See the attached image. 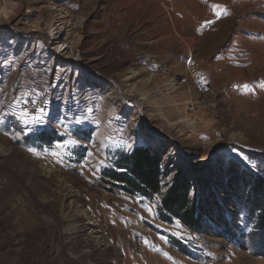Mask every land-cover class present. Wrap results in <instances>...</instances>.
<instances>
[{
  "label": "rangeland",
  "instance_id": "374dc122",
  "mask_svg": "<svg viewBox=\"0 0 264 264\" xmlns=\"http://www.w3.org/2000/svg\"><path fill=\"white\" fill-rule=\"evenodd\" d=\"M138 146L150 198L105 178ZM258 179L264 0H0V264H264Z\"/></svg>",
  "mask_w": 264,
  "mask_h": 264
},
{
  "label": "trees",
  "instance_id": "16d2710c",
  "mask_svg": "<svg viewBox=\"0 0 264 264\" xmlns=\"http://www.w3.org/2000/svg\"><path fill=\"white\" fill-rule=\"evenodd\" d=\"M161 169L157 156L144 147H135L131 153L120 154L115 165L105 172V178L128 194L150 198L159 195ZM185 182H175L161 197L159 212L167 219L179 220L186 226L198 227L197 206L188 198ZM253 193L264 216V181L258 179Z\"/></svg>",
  "mask_w": 264,
  "mask_h": 264
},
{
  "label": "bare ground",
  "instance_id": "6f19581e",
  "mask_svg": "<svg viewBox=\"0 0 264 264\" xmlns=\"http://www.w3.org/2000/svg\"><path fill=\"white\" fill-rule=\"evenodd\" d=\"M191 44V43H190ZM181 45V44H180ZM189 49V48H188ZM168 87V86H167ZM170 87V86H169ZM143 96V95H142ZM145 96L143 97V99L145 100ZM165 101V100H164ZM190 104V102L187 100V101H185L183 104H182V106H184V107H186V106H188ZM172 107H175V105L174 106H172ZM178 107V106H177ZM178 110V109H177ZM202 121V120H201ZM196 122V121H195ZM194 121H192L191 119H189L188 117H183L182 118V120H181V123H183L185 126H187L188 128H190L191 129V132H193V133H195L196 132V130H197V125H196V123H195ZM208 124V123H207ZM206 124V125H207ZM205 125V126H206Z\"/></svg>",
  "mask_w": 264,
  "mask_h": 264
},
{
  "label": "snow or ice",
  "instance_id": "6c2138e0",
  "mask_svg": "<svg viewBox=\"0 0 264 264\" xmlns=\"http://www.w3.org/2000/svg\"><path fill=\"white\" fill-rule=\"evenodd\" d=\"M213 10H214V14L216 15L217 19L221 18L222 15H227L226 9L221 8V6L219 5H213ZM39 119L40 118L38 117L37 120L39 121ZM29 151H31V149H29Z\"/></svg>",
  "mask_w": 264,
  "mask_h": 264
}]
</instances>
